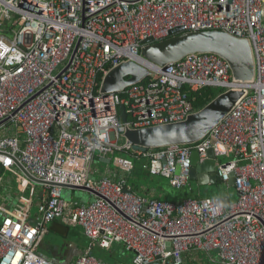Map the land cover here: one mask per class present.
I'll list each match as a JSON object with an SVG mask.
<instances>
[{
    "label": "built area",
    "instance_id": "obj_1",
    "mask_svg": "<svg viewBox=\"0 0 264 264\" xmlns=\"http://www.w3.org/2000/svg\"><path fill=\"white\" fill-rule=\"evenodd\" d=\"M177 28L248 40L253 78L236 80L216 53H191L168 66L142 56L144 41L160 42ZM128 61L149 75L124 92L97 95L105 75ZM206 87L244 93L199 142L146 151L127 139L119 144L127 129L185 121L198 111L191 94ZM0 123V189L16 179L23 192L0 203V264H55L39 253L54 220L81 227L88 238L68 264H107L95 251L117 244L133 264H187L189 257L264 264V0H0ZM118 150L128 155L114 156L115 173L92 176L96 152L105 159ZM210 150L220 182L238 193L234 201L195 194L164 200L154 188L143 194L129 184L137 157L150 175L193 192L192 155L201 163ZM36 180L44 188L33 214L35 192H25ZM71 187L94 197L68 199L63 188Z\"/></svg>",
    "mask_w": 264,
    "mask_h": 264
},
{
    "label": "water",
    "instance_id": "obj_2",
    "mask_svg": "<svg viewBox=\"0 0 264 264\" xmlns=\"http://www.w3.org/2000/svg\"><path fill=\"white\" fill-rule=\"evenodd\" d=\"M181 30L182 28L175 29L173 33L177 34L160 42L148 43L150 39L144 41L146 45L141 49L142 56L146 60L168 66L191 53H216L229 62L236 80L248 81L253 78L255 61L248 40L237 38L223 30L180 32ZM149 72L147 67L138 62H124L105 75L97 89V95L106 96L110 93L124 92L127 87L143 81ZM243 93L244 90L241 89L225 91L203 108L191 114L185 121L137 130L127 129L124 137L133 143L135 149L142 151L168 145L197 143L230 113ZM120 111L121 119L125 122L127 120L125 106H121ZM209 157L210 159L200 163L198 153L194 152L192 155L193 167L190 177L200 185L220 182L216 172L213 150L209 151ZM20 167L26 172L22 165ZM36 181L43 183L39 180ZM232 183L231 180L230 184ZM71 188L85 190L80 187ZM89 191L100 195L95 191ZM225 203L229 206L230 201L227 200ZM152 264H160V262Z\"/></svg>",
    "mask_w": 264,
    "mask_h": 264
},
{
    "label": "rangeland",
    "instance_id": "obj_3",
    "mask_svg": "<svg viewBox=\"0 0 264 264\" xmlns=\"http://www.w3.org/2000/svg\"><path fill=\"white\" fill-rule=\"evenodd\" d=\"M212 92H213V98H216L218 95L224 92V89L221 87H211ZM213 100V99H212ZM126 142V137L122 136L119 140V144L122 145ZM115 155H122L126 156L128 155L126 151H117L115 154H110L106 156L107 158L111 159L110 161H105L102 159L103 155L98 151L96 152V157L94 160L93 164V172L92 174H95L96 177L100 178L101 173H103L106 169L110 168L113 170H116V166L113 162V158ZM219 159L222 162H226L228 158L226 157H219ZM142 162H139L138 165H141ZM3 173V172H2ZM1 173V174H2ZM121 173V171H120ZM9 172L5 174V178L8 176ZM142 174L140 180H139V189L142 191V187L146 189H156V197L164 200H176L178 197H184L187 192H191L190 189H176L174 188L171 184L169 179L158 176L160 178V185L151 183V178L148 175V173ZM152 176V175H151ZM130 177L133 178L132 174ZM157 178V177H155ZM154 178V179H155ZM159 181V179H156ZM30 187L26 192L25 195L31 197L32 192L34 191V197L33 200L35 201L32 212L33 214H36L38 211V196L40 192L43 190L44 186L43 184L36 183L29 181L28 182ZM191 185L193 188L192 194L195 195H220L222 197L228 196L232 201L236 200L238 198V193L235 189L234 186H228L227 184H223L222 182H218L217 184L214 183H209V184H203L200 185L198 182L191 180ZM159 187V188H158ZM7 189V190H6ZM6 190V191H4ZM158 192V193H157ZM63 193L66 198L72 199V200H80V201H89V199L93 198V195L89 193L86 190L82 189H70V188H63ZM3 194V196H2ZM23 192L20 187V182L17 181L16 179H13V184H2V188L0 189V203L6 204L7 201H11V203H14L20 195H22ZM145 194V193H144ZM2 221V217L0 216V223ZM96 256L100 259H104L105 262L106 260L109 262H106L107 264H114L116 263V260L120 259H126V262L128 264H133V254L126 250V248L121 245V246H115L114 247V256L110 255L107 251L104 250H97L95 252ZM103 260V261H104Z\"/></svg>",
    "mask_w": 264,
    "mask_h": 264
},
{
    "label": "crops",
    "instance_id": "obj_4",
    "mask_svg": "<svg viewBox=\"0 0 264 264\" xmlns=\"http://www.w3.org/2000/svg\"><path fill=\"white\" fill-rule=\"evenodd\" d=\"M103 160L109 161V158H105ZM105 173H115V170L108 168L103 173H101V177ZM92 176L96 177L95 174H92ZM156 179H159V181H157ZM154 183L159 184L160 178H155ZM4 205L6 206L10 205V201H7L6 204ZM47 226H48L47 232L45 233L39 247V253L41 255L45 256L46 258H49L55 264H68L78 255L84 252L88 243V238L85 236L83 229L81 227H77V228L69 227L59 220L51 221ZM115 246H121V245L117 244ZM107 252L110 253V255L114 256V248L112 250H107ZM197 257L201 258L203 257V254H200V256ZM116 262L122 264H128L125 258L116 260ZM187 264H198V261L194 258L190 259L189 257ZM200 264H213V263H209L207 260H203Z\"/></svg>",
    "mask_w": 264,
    "mask_h": 264
},
{
    "label": "trees",
    "instance_id": "obj_5",
    "mask_svg": "<svg viewBox=\"0 0 264 264\" xmlns=\"http://www.w3.org/2000/svg\"><path fill=\"white\" fill-rule=\"evenodd\" d=\"M191 99L193 101L195 108L197 110H200L206 104H208L212 99H214L211 87H206L200 91L193 92L191 94ZM134 160H135V168L131 173L133 178L129 176V184L133 186L134 190H137V191L139 190L141 193H146L147 191L143 187H142V191L139 189V184H140L139 180H140L142 174L147 175L146 173H148V175L150 177H153V178H151V183H154V181H155L154 178L155 177L158 178V176H151L150 175V173L147 171V169L145 168V165H144L145 159H142V158L140 159V158L134 157ZM139 162H142L141 165H138ZM191 194H192L191 192H187L185 196H190ZM180 198H182V197L176 198V200L180 199ZM106 262H108V261L106 260Z\"/></svg>",
    "mask_w": 264,
    "mask_h": 264
}]
</instances>
